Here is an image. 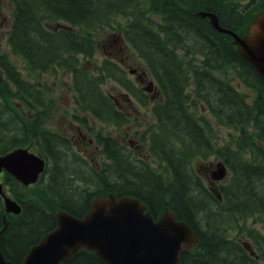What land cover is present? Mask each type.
<instances>
[{
	"label": "trees",
	"instance_id": "16d2710c",
	"mask_svg": "<svg viewBox=\"0 0 264 264\" xmlns=\"http://www.w3.org/2000/svg\"><path fill=\"white\" fill-rule=\"evenodd\" d=\"M9 1L13 17L7 43L23 69L0 53V154L29 147L44 158L45 168L29 186L1 174L6 192L21 206L19 214H9L0 196V228L3 219L8 221L0 234L5 258L22 264L31 245L55 228L58 210L82 218L94 196L112 193L139 198L154 219L172 210L192 228L198 242L180 251L179 264H264L258 230L247 233L258 260L227 237L237 222L264 215V78L232 37L198 14L213 11L221 26L241 31L264 12V0ZM119 17L131 19L121 30L123 39L145 63L161 99L151 104L154 121L141 134L147 139L143 157L97 130L103 160L95 168L68 135L45 127L56 105L48 79L69 74L71 117L80 128L92 130V121L121 128L128 114L103 89L104 83L116 79L142 103L144 89L135 87L116 62L92 61L98 31ZM83 60L92 67L83 66ZM233 80L254 91L252 100ZM206 114L228 129L233 147L217 145ZM222 155L230 178L211 189L193 161ZM64 264L107 263L80 249Z\"/></svg>",
	"mask_w": 264,
	"mask_h": 264
},
{
	"label": "water",
	"instance_id": "95a60500",
	"mask_svg": "<svg viewBox=\"0 0 264 264\" xmlns=\"http://www.w3.org/2000/svg\"><path fill=\"white\" fill-rule=\"evenodd\" d=\"M198 14L207 17L217 31L231 35L242 56L264 78V13L257 15L247 38L221 26L213 11ZM44 168V158L26 147L0 154V178L7 172L23 186L36 183ZM225 174V166L218 163L211 178L220 180ZM0 196L7 213H20L21 206L6 193L1 180ZM55 219V228L31 245L22 264H64L80 249L94 252L107 264H178L179 252L197 242L194 231L172 210H165L154 219L146 205L130 195H96L84 217L60 209ZM3 222L0 234L8 226V221ZM0 264H13L1 249Z\"/></svg>",
	"mask_w": 264,
	"mask_h": 264
},
{
	"label": "rangeland",
	"instance_id": "374dc122",
	"mask_svg": "<svg viewBox=\"0 0 264 264\" xmlns=\"http://www.w3.org/2000/svg\"><path fill=\"white\" fill-rule=\"evenodd\" d=\"M12 13L13 6L10 1L0 0V53H6L10 60L22 71L23 67L21 61L12 55L7 43V36L13 17ZM152 19L154 22L159 21L155 16H152ZM130 20L131 19L127 17H119L117 18V21H113L110 26H105L98 31V34L96 35L97 47L92 59V61H95L97 64H100L104 58L116 62L127 71L126 74H124L132 80L135 87H141L144 89L145 97L144 103H142L139 101L137 95L127 91L116 79H109L104 83L103 89L108 94L112 95L115 98L117 105L128 114V120L121 126V128L104 126L94 121L91 123L92 130L80 128L71 117L75 111L73 93L69 88V74L60 72L56 78L55 76H52L48 79L53 88V96L56 105L53 114L46 122L45 127L68 135L74 147L81 152L95 168H99L100 162L103 160L100 146L97 145L95 141V133L97 130L115 136L122 144L143 157L147 139L145 142L141 138V134L144 128L148 127V125L154 121L151 112V104L156 103L161 99L159 90L157 89L151 74L147 71L145 63L123 39L121 30ZM251 22L252 21L245 24L243 26L244 29L242 28L243 31H240L242 32L243 37L248 35L249 29L253 26L254 22ZM47 26L49 28L56 27L55 24L51 23H47ZM232 30L236 34L239 33L237 30ZM83 66L91 68L92 63L88 60H83ZM233 83L246 95L247 100H252L255 93L251 88L241 84L237 80H233ZM188 90L189 88L186 89V91ZM201 111H203L202 107ZM206 117L213 125L218 140L217 145L219 147L224 145H228L230 148L233 147L228 134H226L228 133V129L216 125L210 115L206 114ZM223 157L224 155L210 156L206 160L197 158L193 161V168L197 174L201 176L204 183L211 189L217 188L219 184H224L229 181L230 172ZM218 163H222L225 166V177L220 181L209 180L208 177L211 176L213 171H217ZM6 193L8 195L10 194L8 191ZM218 198H221L220 195H218ZM249 229L258 230L261 234L258 240L262 242L264 239V215L253 216L245 221H240V223L237 222V225L234 228L227 231V237L230 240H238L239 244L242 241L247 240L251 243L252 239L247 234ZM245 245L248 246V243L245 242ZM193 248L194 245L187 247V249L190 250ZM256 252L259 253L257 250Z\"/></svg>",
	"mask_w": 264,
	"mask_h": 264
},
{
	"label": "flooded vegetation",
	"instance_id": "af4514ba",
	"mask_svg": "<svg viewBox=\"0 0 264 264\" xmlns=\"http://www.w3.org/2000/svg\"><path fill=\"white\" fill-rule=\"evenodd\" d=\"M111 97L113 98L115 104L117 105V102H116L115 98H114L112 95H111ZM117 107H118L119 109L122 110V108H121L119 105H117ZM17 147H18V146H17ZM22 147H24V146H22ZM14 148H15V147H14ZM26 148H28L30 151L36 152V150H34V149H32V148H29V147H26ZM36 153H37V152H36ZM38 154H39V153H38ZM11 176H12V175H11ZM249 245H250V244H249ZM250 246H251V250H250V251L247 250V251H248L249 254L251 253V254L253 255L252 250H253V249L255 250V248H254L252 245H250ZM255 251H256V250H255ZM256 253H257V252H256ZM251 254H250V255H251ZM252 255H251V256H252ZM254 258L258 260V259H259V256L256 255V254L254 253Z\"/></svg>",
	"mask_w": 264,
	"mask_h": 264
},
{
	"label": "bare ground",
	"instance_id": "6f19581e",
	"mask_svg": "<svg viewBox=\"0 0 264 264\" xmlns=\"http://www.w3.org/2000/svg\"><path fill=\"white\" fill-rule=\"evenodd\" d=\"M254 22H255V21H254ZM251 28H252V26H251ZM251 28L249 29L248 35H249V33H250ZM248 35H247V36H248ZM247 36H245V37H243V38H247ZM234 44L237 46L238 51L240 52L238 45H237L236 43H234ZM240 53H241V52H240Z\"/></svg>",
	"mask_w": 264,
	"mask_h": 264
}]
</instances>
